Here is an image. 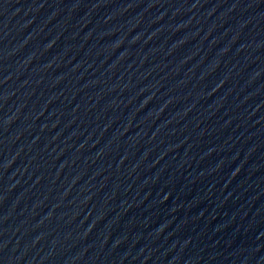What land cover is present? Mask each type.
Segmentation results:
<instances>
[{
  "label": "water",
  "instance_id": "water-1",
  "mask_svg": "<svg viewBox=\"0 0 264 264\" xmlns=\"http://www.w3.org/2000/svg\"><path fill=\"white\" fill-rule=\"evenodd\" d=\"M0 264H264V0H0Z\"/></svg>",
  "mask_w": 264,
  "mask_h": 264
}]
</instances>
